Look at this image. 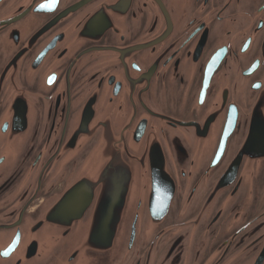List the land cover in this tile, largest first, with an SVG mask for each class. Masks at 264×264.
<instances>
[{
  "label": "flooded vegetation",
  "instance_id": "1",
  "mask_svg": "<svg viewBox=\"0 0 264 264\" xmlns=\"http://www.w3.org/2000/svg\"><path fill=\"white\" fill-rule=\"evenodd\" d=\"M134 74L137 119L148 108L168 158L182 146L197 160L172 169L175 210L127 264H264V164L251 180L264 161V0H0V264H48L29 260L31 226L100 130L128 124L111 89ZM253 121L241 195L221 211L228 188L208 212Z\"/></svg>",
  "mask_w": 264,
  "mask_h": 264
},
{
  "label": "water",
  "instance_id": "2",
  "mask_svg": "<svg viewBox=\"0 0 264 264\" xmlns=\"http://www.w3.org/2000/svg\"><path fill=\"white\" fill-rule=\"evenodd\" d=\"M132 77L128 83H119L111 89L117 92L113 99L119 102L113 110L124 115V122L128 124L124 128L100 130V137L75 176L31 226V262L127 264L140 246L168 222L175 210L178 185L172 169L186 167L197 159L185 156L187 153L182 146H178V153L182 155L168 158L164 140L152 125L153 117L157 115L148 108H145V115L137 119L140 108L134 106L132 88L142 81L138 75ZM161 117L173 119L165 115ZM85 129L87 132L82 131V134L91 136L89 140L97 131L94 127ZM258 130L253 121L243 150L232 160L207 197L208 212L228 188L233 187V190L221 211L227 210L241 195L234 182L236 172L240 170L244 149L249 148L248 142L257 141ZM198 138L203 139L202 131L197 136L194 154H204L199 149ZM73 147L72 144L64 153ZM221 148L223 152L225 145L222 144ZM254 163L258 167L257 173L252 179L248 176L253 185L263 169V166L260 169L261 163L264 164L260 154ZM242 195L245 197L243 204L247 206L234 208L236 214L246 212L254 197L252 193ZM260 256L264 257V250Z\"/></svg>",
  "mask_w": 264,
  "mask_h": 264
},
{
  "label": "snow or ice",
  "instance_id": "3",
  "mask_svg": "<svg viewBox=\"0 0 264 264\" xmlns=\"http://www.w3.org/2000/svg\"><path fill=\"white\" fill-rule=\"evenodd\" d=\"M53 2H55V0H53Z\"/></svg>",
  "mask_w": 264,
  "mask_h": 264
}]
</instances>
